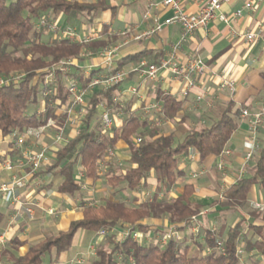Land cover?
<instances>
[{"label": "trees", "instance_id": "1", "mask_svg": "<svg viewBox=\"0 0 264 264\" xmlns=\"http://www.w3.org/2000/svg\"><path fill=\"white\" fill-rule=\"evenodd\" d=\"M109 9L105 0L92 4L75 0H16L11 3L0 0V79L9 81L0 87V131L4 137L45 126L50 120L64 126L67 116L59 115L57 105H51L44 96L48 89L43 85L45 76L61 62L79 58L84 50H103L117 41V37H111L108 31L105 38L89 43L65 38L46 41L43 39L44 32L36 31L34 24L48 14L95 16ZM148 57L147 52L127 57L119 62L118 69ZM106 69L103 67L85 75L83 69L77 68L71 76L87 89L92 79ZM17 75L22 78L14 81L12 78ZM57 78L58 94L53 98L65 105L68 99L65 90L67 77L59 73ZM116 90L113 88L103 92L99 89L88 93L87 113L81 123L80 134L56 152V161L47 170L55 172L63 180L58 192L71 197L82 192L77 166L84 169L86 179L96 182L103 178L100 175L102 163H106L108 171L104 178L110 186L124 184L123 190L134 193L140 186L147 187L148 179L154 174L156 191L142 203L109 199L99 204L83 205L81 220L72 222L67 231L33 241L26 254H18L22 244L17 239L12 242V247L0 248V264H44L46 256L53 253L56 259L51 264H58L59 256L72 248L80 230L91 234H98L102 230L107 232V249H99L98 258L88 264H244L238 256L241 239L244 241V252H254L246 264H264V225L255 223L257 220L264 223V211L252 210L250 206L252 189L259 185L264 190V137L257 136L259 150L253 175L225 189L222 199L214 203L219 210L212 213L245 210L248 219L241 216L235 226L225 224L215 234L201 229L198 235H188L182 224L204 212V206L192 202L194 186L186 184L183 192L172 199L161 197V193L170 192L184 177L185 172L179 169L180 159L191 150L198 152L201 162L220 156L238 129L239 112H233L234 106L229 103L213 127L191 130L176 142L173 134L167 135L160 127L152 125L155 120L141 121L128 107L124 110L123 125L114 126L106 132L103 130L102 106L106 107L110 117L121 109L113 102ZM157 99L162 105L161 111L157 112L160 120L174 121L183 111L184 102L171 95L159 92ZM31 109L34 110L30 113ZM120 142L129 149L127 163L130 169L115 175L114 164L105 160ZM150 220H163L165 223L156 226L149 223ZM7 227L8 219L0 212V237ZM125 229L130 230V235L118 239ZM168 230L180 232L183 239L171 240L161 247L157 244L139 245L132 237L134 232L158 234ZM217 241L223 243L224 253L205 254L207 249L216 246ZM193 248L198 250L195 256H191Z\"/></svg>", "mask_w": 264, "mask_h": 264}, {"label": "crops", "instance_id": "2", "mask_svg": "<svg viewBox=\"0 0 264 264\" xmlns=\"http://www.w3.org/2000/svg\"><path fill=\"white\" fill-rule=\"evenodd\" d=\"M75 1L92 4L100 0ZM182 1L187 13H197L198 5L195 0ZM246 1L248 0H229L224 5L223 12L230 15L242 11V15L230 25L220 21L212 22L208 26L207 33H194L176 53V58L180 63H184L188 55L196 53L204 60L209 69L207 74L196 79L195 87L185 98L182 96L186 86L185 82L175 78L170 72L160 71L155 80L142 78L134 72V68L143 60L148 64L158 65L162 60L169 58L174 47L182 38L183 31L179 25L164 26L161 32L145 37L147 33L153 30L157 22L163 23L172 15V11L159 1L105 0L110 9L100 11L95 16L92 14L53 15L61 28H73L80 38L95 34L96 41L105 38L106 31L111 37H117V41L108 46L121 45L112 71H125L127 78L115 91L114 99L119 96L120 99L117 102H114L113 99V102L121 107L112 117L115 127L123 125L124 110L131 107L133 114L139 117L141 121L155 120L152 125L158 124L157 126L161 128L163 133L173 134L175 141L178 142L191 130L213 127L228 104H233V112H239L238 129L229 142L228 148L231 149L232 155L227 158L226 171L223 173L217 168L220 161L219 156L201 162L198 152L191 150L187 156L180 159L179 169L185 172L184 177L170 192L161 193V197L176 198L183 192L178 194V188L182 182L187 180L186 184H192L195 189L192 202L204 206V211L207 213V225H215L217 229L225 224L228 227H233L240 221L241 216H246L245 210L212 213L219 210V207L214 203L222 199V193L225 189L246 177H250L254 172L257 152L242 173L246 154L251 145L249 124L246 119L241 117L242 109H249L251 112L264 110V0H253L254 8L251 10L244 8ZM151 4L153 5L150 6ZM148 12L150 17L145 19L144 16ZM97 15L98 20H95ZM75 23H80L81 26L79 27ZM234 31L241 33L262 31V34L255 44L248 45L245 41L234 38ZM47 32L49 34L45 35L44 33L43 35V39L46 41L61 38L52 32ZM139 37L140 39H138ZM99 51L101 49L98 51L84 50L77 58L79 65L88 74L100 70L104 66L99 57L95 55L84 56V54ZM142 52L149 53V57L138 63H128L118 69V64L122 59ZM109 71L110 69L107 68L98 75ZM223 74L236 81L235 91L220 89L222 82L220 76ZM131 88L138 90L137 95L131 96L128 93ZM159 92L184 102L183 111L174 121L158 119L157 112L159 111L157 110H150L147 113V110L154 105H158L162 109V105L157 99ZM57 107L58 114H63L65 105H57ZM55 134V129L50 128L46 135L32 146L27 143V146H30L34 151H41L45 147L47 149V159L43 162L41 169L32 173L28 167L18 165L21 149L17 148L15 141L10 136L4 137L0 131V185L19 178L27 181L24 187L14 191H0V212L8 219V227L0 237V248L12 247V242L17 239L22 244L18 248V254L24 255L33 241L61 231H67L72 222L81 220L84 215L83 205L99 204L109 199H122L128 203H133L136 200L137 203H142L151 198L157 189L154 174L148 179L147 187L140 186L134 193L123 190L124 184L110 186L104 178L108 171L105 163L100 172L103 178L93 182L84 177L83 183L86 188H82L81 194L71 197L59 193L58 188L63 180L55 172H50L47 169L55 163L56 152L67 143L66 141L77 136L68 129L66 140L62 143H55L53 140ZM257 136L264 137V124L258 130ZM113 153L114 156L111 161L114 164V174L119 175L129 170L130 166L127 168L123 164V161L126 160L127 162L130 158L127 145L120 142ZM7 161L13 163L12 171L5 169L4 164ZM105 161L111 162L108 156ZM79 170H83V168L77 166V172ZM193 173L202 174L194 179L192 178ZM36 174L39 176H35ZM253 203L264 205V190L259 185L252 189L250 195L251 209ZM233 215L239 216L234 219V224H231V221H234L231 220ZM149 223L161 226L165 222L163 220H150ZM255 223L258 226L264 225L261 220H257ZM241 243L243 248V239H241ZM103 244H105V238L99 237L98 234L80 230L75 236L72 248L59 256L58 264H71L73 260L83 256L86 259V264H88L97 259L100 249L97 246L100 247ZM196 251L198 252L196 248H193L191 254ZM253 255L254 252H245L243 263L246 264ZM51 257H53L52 262L56 259V254L53 253Z\"/></svg>", "mask_w": 264, "mask_h": 264}, {"label": "built area", "instance_id": "3", "mask_svg": "<svg viewBox=\"0 0 264 264\" xmlns=\"http://www.w3.org/2000/svg\"><path fill=\"white\" fill-rule=\"evenodd\" d=\"M156 1V0H155ZM163 6L172 11L171 17L167 18L163 23H156L153 30L145 35V37H150L153 34L159 33L162 31L164 26L170 25H179L182 28L183 35L180 42L174 47L169 58H166L160 62L158 65L148 64L145 60L141 61L140 64L134 68V72L138 73L140 77L155 80L160 71L165 70L170 72L175 78L182 79L186 86L182 92V96L185 98L188 96L189 92L195 87L196 79L200 76H203L209 72L208 66L204 60L196 53L190 54L187 56V59L184 63H180L176 58V53L181 48V46L188 40V38L196 32L207 33L208 26L214 21H220L230 25L237 18L242 15V11H237L233 14H225L223 12L224 5L229 0H195L198 5V11L195 14H189L185 11L182 0H157ZM151 4L150 6H152ZM245 9L251 10L254 8V1L248 0L244 5ZM149 12L145 14L144 18L149 19ZM34 28L38 32H52L55 35L70 39L72 41H77L80 43H89L94 41L96 38L95 34H90L84 37H79L75 30L71 27L61 28L58 21L54 18L52 14L43 16L38 22L34 24ZM262 31L254 32L247 31L244 33L234 31L233 37L245 41L248 45L255 44L258 39L261 37ZM125 35V34H123ZM140 39V37L138 38ZM121 45H115L107 47L97 53L86 52L84 56L95 55L102 60L104 67L110 69L108 73L97 75L89 83L87 89L81 87V84L78 79L73 78L75 69H82L79 65V60L72 59L69 61L61 62L58 66L52 68L51 71L45 76L43 80V85L48 86V89L45 91L44 96L49 99V102L54 105L63 106L61 100L54 99L53 97L57 96V83H58V74L61 73L63 76H66L65 90L68 96L67 103L65 104V109L63 114L67 116V121L64 126H59L57 121L50 120L47 125L38 127V128H29L24 132H14L10 137L15 141L17 148L21 149V159L18 162V165L21 167H28L32 173L38 172L43 162L47 159V149L43 148L41 151H34L30 146L35 144L37 141L41 140L45 135L48 129H55L56 134L53 136L55 143H62L66 140V131L70 129L73 131L75 136H78L81 132V123L84 120L87 113V103L86 97L90 91L100 89L103 92L109 91L113 88L118 89L126 80L127 73L125 71H116L113 72L115 60L120 50ZM88 72H85L87 75ZM222 82L220 84V89H229L235 91L236 81L229 79L225 74L220 76ZM22 78L21 75L14 76L12 79L18 81ZM5 79H0V87L6 84ZM138 90L136 88H131L128 90V93L132 96L137 95ZM120 97V96H119ZM117 97L114 99V102H117L120 98ZM103 115V130L108 132L114 127V120L110 117L109 113L106 110L105 106H102ZM157 110L161 111V107L154 105L147 110ZM241 117L246 119L249 124V133H250V150L246 154L245 163L242 167L243 171L249 166V163L254 159L255 153L259 150V143L257 140L258 130L264 124V110L259 112H251L249 109H242ZM158 125V124H157ZM69 141V140H68ZM68 141H66L68 143ZM141 142V139L138 140V143ZM27 143L30 146H27ZM232 155L231 149L228 147L220 154V161L217 164V168L221 172H225L227 169V158ZM114 156L113 151L109 152V159ZM4 167L7 171L13 170V163L7 161L4 164ZM104 165L102 163V169ZM202 173H193L192 178L196 179L201 176ZM85 177V172L79 170L77 173V178L81 183L83 189L86 188L83 183ZM27 184L25 179H14L10 183H4L0 185V191L8 192L14 191L17 188L24 187ZM252 209L258 211H264V205L260 203H253ZM207 213L204 211L199 216L193 217L189 222H184L182 227L185 228L186 233L189 235H198L201 229H208L212 234H215L217 228L215 225H207ZM130 235V230L125 229L118 236V239H122ZM98 236L101 238L107 237V232L102 230L98 233ZM133 240L136 241L139 245H151L157 244L161 247H165L171 240H182L183 236L180 232L175 230H168L164 233H147L142 234L139 232L132 233ZM225 249L221 241H217L216 246L212 249H207L205 254L213 255L216 253H224ZM245 252L242 247L238 249V256L241 261ZM71 264H86L85 257L77 258L73 260Z\"/></svg>", "mask_w": 264, "mask_h": 264}, {"label": "rangeland", "instance_id": "4", "mask_svg": "<svg viewBox=\"0 0 264 264\" xmlns=\"http://www.w3.org/2000/svg\"><path fill=\"white\" fill-rule=\"evenodd\" d=\"M7 1V3H11V2H15L16 0H6ZM87 19V18H86ZM95 20H98V15L95 17ZM85 22V20H82V22ZM75 25H77V26H81L80 25V23H75ZM74 25V26H75ZM74 26H72V27H74ZM45 33V35L46 34H49L48 32L46 33V32H44ZM33 110L34 109H31L30 110V113L31 112H33ZM123 164L127 167V168H129V165L127 164V162H126V160L125 161H123ZM188 181L187 180H185L184 182H182V184L180 185V187L178 188L179 190H178V194H180L182 191H183V187H184V185L187 183ZM177 194V193H176ZM175 194V195H176ZM237 216H239V215H237ZM237 216H235V215H233L232 216V218L233 219H231V220H234V219H236V217ZM234 222H235V220L234 221H231V224H234ZM189 235V234H188ZM106 242V241H105ZM103 243H104V241H103ZM98 248H103V249H107V246L105 245V244H103V246H101L100 245V247L99 246H97ZM198 254V252L196 251V252H194V253H192L191 254V256H195V255H197ZM97 258H98V255H97ZM51 260H53V257H51V256H46V258H45V260H44V264H50V262H51ZM92 262V261H91ZM244 261H242V263H243Z\"/></svg>", "mask_w": 264, "mask_h": 264}]
</instances>
